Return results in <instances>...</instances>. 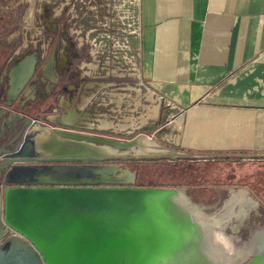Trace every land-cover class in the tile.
I'll list each match as a JSON object with an SVG mask.
<instances>
[{
  "label": "crops",
  "instance_id": "1",
  "mask_svg": "<svg viewBox=\"0 0 264 264\" xmlns=\"http://www.w3.org/2000/svg\"><path fill=\"white\" fill-rule=\"evenodd\" d=\"M139 16L135 127L164 115L171 131L145 134L189 161L264 163V0H141Z\"/></svg>",
  "mask_w": 264,
  "mask_h": 264
},
{
  "label": "bare ground",
  "instance_id": "2",
  "mask_svg": "<svg viewBox=\"0 0 264 264\" xmlns=\"http://www.w3.org/2000/svg\"><path fill=\"white\" fill-rule=\"evenodd\" d=\"M41 130L43 133L36 139L38 144L53 134V132L50 134L48 129ZM105 149L110 154H118L116 149L110 147ZM170 152L144 135L140 138V146L128 151L127 154L146 156ZM13 174L19 177H33L35 179L29 184L33 186L43 184V187L39 189L23 185L7 187L4 191L6 224L15 232H18V229L26 230L33 241L35 240L45 250L51 238L57 237L59 243L54 253V261L57 264H71L75 260L81 264L82 259L87 261L85 264H126L127 257L132 258L127 264H132L137 257L139 264H145L147 260L152 261L151 264L240 263L234 260V255L229 252L228 240L223 233L219 231L216 233L221 224L215 217L214 219L203 216L200 207L191 202L184 189L135 187L133 173L122 170L117 165L106 164L15 167ZM54 182H58L57 188L45 186ZM100 184L110 185L104 187L99 186ZM256 203L248 190L242 188L233 190L223 215L233 210L235 206H239L237 214L240 215ZM74 204L91 205L98 210H104L110 215L111 221L108 224L104 221L90 224L93 220L86 219L87 224L82 219L75 218L66 226L53 224V229L51 217L47 213L54 208ZM133 211L138 214L141 222L146 224V233L152 235L140 232L141 222L132 214ZM122 212L126 214L128 225L121 218ZM214 215L216 216V213ZM107 232L110 236L119 238L120 245H117L116 239L109 238L106 240L109 250L100 255L89 250L88 256L86 252L77 259L74 258V254L70 258L65 255L66 251L70 252L71 248L77 246V241L83 243L90 235H95V245V242L96 244L101 242L99 238L104 239L107 236H105ZM139 232L143 236H151L149 241L151 238L160 237L155 238L158 242L151 239L152 245L149 249L139 251L135 243L139 241ZM159 241H163V245L159 244ZM155 243L161 246L160 252L151 253L149 250L154 248ZM143 246L146 248L147 245ZM259 256L260 254L256 255ZM255 262H258V259Z\"/></svg>",
  "mask_w": 264,
  "mask_h": 264
},
{
  "label": "flooded vegetation",
  "instance_id": "3",
  "mask_svg": "<svg viewBox=\"0 0 264 264\" xmlns=\"http://www.w3.org/2000/svg\"><path fill=\"white\" fill-rule=\"evenodd\" d=\"M29 7L30 5L27 4L26 14ZM34 9L38 18L36 16H32L31 19L25 18V21L27 20L25 44L21 49H16V44L12 40L5 39V31H8L6 25L11 23V17L0 16V22L3 23L0 29V194L2 195L7 186H29L30 181L35 179L19 177L14 175L13 171L8 174L15 164H84L71 161L48 162L50 158L38 156L40 150L37 149L36 139L43 133L42 128L48 129L50 134L56 129H66L105 137L95 134L92 127L94 103L86 105L83 109L85 112L81 109L83 100L88 97L91 90L89 86H98L105 82V77L94 76L88 72L90 68L86 63L92 60L89 47H80L70 33L74 18L67 15L68 11L64 15L56 14L53 4L47 1L36 2ZM33 22L37 26L36 33L31 32L34 30L31 26ZM100 104H96L98 109ZM24 159H32V161L18 162ZM36 160L43 161L39 163L35 162ZM233 190L237 189L231 191ZM231 191L216 211L206 213L201 209V213L205 217H215L214 219L221 224V227L216 229V233L219 231L227 238L229 252L234 255V260L240 262L239 264H264V226L253 225L255 218L263 216L261 206L250 193L257 202L254 206L251 205L240 215L237 214L239 206H235L233 210L223 215L225 205L231 199ZM244 229L248 230V233L247 237L242 239L240 234ZM259 254L260 256L256 257ZM257 259L258 262H255Z\"/></svg>",
  "mask_w": 264,
  "mask_h": 264
},
{
  "label": "rangeland",
  "instance_id": "4",
  "mask_svg": "<svg viewBox=\"0 0 264 264\" xmlns=\"http://www.w3.org/2000/svg\"><path fill=\"white\" fill-rule=\"evenodd\" d=\"M40 0H0V16L3 17H11V23H8L6 26L8 31L6 32V37L8 40H12L16 44V49H21L25 44V34L27 20L31 19V17H35V9L34 5L36 2ZM29 2V3H27ZM30 5L26 14V6ZM26 14V16H25ZM36 18H38L36 16ZM3 23L0 22V29ZM31 26L34 28L31 32L36 33L37 26H35L34 22L31 23ZM9 33L11 35H9ZM5 39L3 40L5 43ZM117 64V63H115ZM103 65V64H101ZM115 67V71L111 70L108 75L105 76V82L100 83L98 86L95 85V90H90L89 98L92 99L94 103L95 111L93 128L94 133L98 135H102L105 137H109L112 139H132L136 137L138 134L145 133H164L167 131L166 129V121L165 116L162 115L158 121L157 127H149L148 125H141L137 123L140 127L134 128L135 124L131 121L136 117L134 122L140 121L138 116V112L140 110L135 111L137 105L135 106V99L137 100V94H135L133 89L137 86L133 83L134 78H130L128 76H122L121 73L116 72L117 65L111 66ZM101 69H99L100 72ZM93 74H95L94 70H91ZM95 76V75H94ZM119 82V83H118ZM125 82V83H123ZM92 91V94H91ZM95 92V93H94ZM124 94L130 96L131 99H126V104H123L125 99L123 98ZM87 99V98H86ZM89 100V99H88ZM85 99L83 100V102ZM131 102V105L128 103ZM97 103L100 104V109L96 107ZM127 105V106H126ZM149 104H146L147 107ZM135 115V116H134ZM138 118V119H137ZM144 122V119L142 120ZM133 123V124H132ZM135 130L133 134H130L129 131ZM159 142V141H158ZM163 143L162 146L167 149H176L178 152L182 153L181 147L177 145H173L172 143ZM158 145V144H157ZM128 159H120L117 161L111 162H100L95 163L98 165H118L122 170H128L133 174H136L137 171L146 172L150 175L151 171L148 167L152 165H160L165 162H178L181 160H188L190 154L185 153L182 154L179 158H174L171 156L166 157L165 159H135L134 154L132 153L128 155ZM191 158V157H190ZM195 158V157H193ZM94 164V163H93ZM145 167H147L145 169ZM149 172V173H148ZM215 174L211 178L209 186H201V187H167V188H180L186 191L187 196L190 198L191 202L198 205L200 209H202L206 213H212L216 211L223 203L224 199L227 197L228 193L232 189H246L248 190L252 196L259 202L261 206V214L263 216L257 217L253 220V225L264 226V163H241V162H224L219 165ZM213 172V173H214ZM147 181V180H145ZM162 182L168 183L170 180H166L163 178ZM207 181V180H205ZM204 182V181H202ZM99 186H109V185H99ZM118 186V185H115ZM120 186V185H119ZM126 186V185H122ZM133 186L136 187L135 183ZM8 187V186H7ZM150 188V187H149ZM153 188V187H152ZM166 188V187H163ZM253 188V193L251 189ZM248 230L244 229L240 234L242 239L247 237Z\"/></svg>",
  "mask_w": 264,
  "mask_h": 264
},
{
  "label": "water",
  "instance_id": "5",
  "mask_svg": "<svg viewBox=\"0 0 264 264\" xmlns=\"http://www.w3.org/2000/svg\"><path fill=\"white\" fill-rule=\"evenodd\" d=\"M58 135V137H57ZM144 135H139L129 141H119L108 137H100V136H93L88 134H82L79 132L66 130V129H56L53 131V135H51L47 140H44L43 142L38 144L37 149L40 150V154L38 156H43L48 159V162H79V163H90L89 165L97 166L100 162H111V161H117L120 159H128L127 154L128 151L132 150L135 147L140 146V138H142ZM61 137V138H60ZM105 147H110L113 149H116L118 154H110ZM165 149V148H164ZM167 149V148H166ZM170 153H161V154H155V155H146V156H134L135 159H165L168 156L179 158L182 156V153L169 149ZM32 161L30 160H18L19 163H26ZM43 160H36L35 162H42ZM94 163V164H93ZM84 164H53V165H47V164H15L12 166V169L8 172L11 173L15 166H27V167H68V166H81ZM100 166V165H98ZM118 166V165H117ZM118 168H120L118 166ZM119 171V169L117 170ZM128 171V170H126ZM130 172V171H129ZM117 173V172H116ZM7 174V175H8ZM136 174H134V181L135 183ZM8 182V179H6ZM43 184H35L33 186L32 184L29 185L31 187H36V189H39ZM47 187L52 186L53 188H57L59 185L58 182L54 183H47L45 184ZM72 185V184H71ZM100 185H110V184H100ZM28 186V185H27ZM76 186V185H74ZM144 188V187H141ZM148 188V187H146ZM85 206V207H84ZM71 205L68 207H61V208H54L47 214L51 217V225L57 224L66 226L71 219L80 218L83 222H86V219L93 220L90 222V224H95L98 221H104L106 224H108L110 220V215L107 214L104 210H98L94 206L91 205ZM5 213V194H0V264H57L54 261V253L57 250V246L59 243V239L57 237H52L51 242L49 246H46V250L42 249L40 247L39 243H36L35 240L30 237L29 233L24 229H18V232H15L13 229H11L7 224L6 220L4 218ZM132 214L138 218V221L141 222L140 218L138 217V214H136L135 211L132 212ZM116 217V216H115ZM39 218H43V216H39ZM121 218L125 220L126 224L128 225V219L126 218L125 213H121ZM88 224V223H87ZM102 225V224H100ZM140 232L143 234H149L146 233V224L141 222V225L139 226ZM54 229V226L52 227ZM107 230V229H105ZM136 230V229H135ZM55 231V230H54ZM138 233V239L139 241H135L136 246L138 247L139 251H144L149 249V247L152 245L151 239L154 240V242H158L156 239L158 237H155L154 239L151 238L150 241L148 240L151 236H143L141 233ZM160 233V232H159ZM163 233V232H162ZM161 233V234H162ZM107 235V236H106ZM152 235V234H149ZM106 236V237H105ZM105 238L101 240L100 243L95 242L94 245V239L95 235H90L89 238L85 239L83 243L81 241H77V246L75 248H71L72 251L69 252L66 251L65 255L72 257L74 254V258L77 259L80 256H84L86 253L87 256L90 252H94L97 255H100L101 253H105L108 249L106 240L111 238L112 240L116 239L117 245H120V239L114 237L113 235L110 236V233H105ZM97 239V238H96ZM149 242V243H147ZM91 246H88V245ZM146 244V248L143 246ZM159 244L163 245V241H159ZM153 249H150L149 251L151 253L155 251L160 252V247L157 243H155ZM57 247V248H56ZM90 252H89V251ZM47 251V253H46ZM164 252V251H163ZM138 258V257H137ZM137 258L134 260L132 264H139V260ZM127 262L131 261L132 258L127 257ZM81 264L87 263L86 260H81ZM126 262V264H127ZM152 261H146L145 264H151ZM71 264H78V262L75 260Z\"/></svg>",
  "mask_w": 264,
  "mask_h": 264
},
{
  "label": "built area",
  "instance_id": "6",
  "mask_svg": "<svg viewBox=\"0 0 264 264\" xmlns=\"http://www.w3.org/2000/svg\"><path fill=\"white\" fill-rule=\"evenodd\" d=\"M40 1L52 3L56 14L64 15L68 11L67 15L74 18L70 33L80 47H89L92 60L86 65L90 68L88 72L95 71V74H90L105 77L111 70L115 71V67L111 66L117 65V74L134 78L133 83L137 85L135 89L144 87L140 51L135 44L140 33L141 0ZM99 69L101 71L97 72ZM134 132L135 130L129 131L130 134ZM139 135L146 134L137 136ZM147 137L153 140L152 137Z\"/></svg>",
  "mask_w": 264,
  "mask_h": 264
},
{
  "label": "trees",
  "instance_id": "7",
  "mask_svg": "<svg viewBox=\"0 0 264 264\" xmlns=\"http://www.w3.org/2000/svg\"><path fill=\"white\" fill-rule=\"evenodd\" d=\"M218 165L212 161H189L183 160L174 163L165 162L160 165L148 167L151 171L147 176L146 172L137 171L135 184L138 187H201L209 186ZM147 167H145L146 169ZM214 172V173H213ZM149 173V172H148ZM165 178L168 183L162 182ZM147 180V181H145ZM207 180V181H205ZM204 181V182H202Z\"/></svg>",
  "mask_w": 264,
  "mask_h": 264
}]
</instances>
